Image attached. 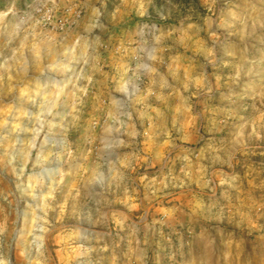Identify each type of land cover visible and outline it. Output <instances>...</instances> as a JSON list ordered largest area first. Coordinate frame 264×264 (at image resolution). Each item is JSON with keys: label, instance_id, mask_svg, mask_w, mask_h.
I'll return each mask as SVG.
<instances>
[{"label": "rangeland", "instance_id": "374dc122", "mask_svg": "<svg viewBox=\"0 0 264 264\" xmlns=\"http://www.w3.org/2000/svg\"><path fill=\"white\" fill-rule=\"evenodd\" d=\"M0 264H264V0H0Z\"/></svg>", "mask_w": 264, "mask_h": 264}]
</instances>
